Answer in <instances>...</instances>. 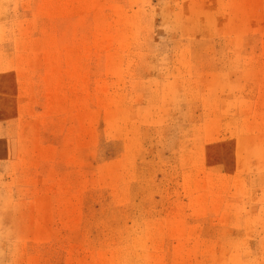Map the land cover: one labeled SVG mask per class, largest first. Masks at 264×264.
<instances>
[{
    "label": "rangeland",
    "instance_id": "obj_1",
    "mask_svg": "<svg viewBox=\"0 0 264 264\" xmlns=\"http://www.w3.org/2000/svg\"><path fill=\"white\" fill-rule=\"evenodd\" d=\"M0 264H264V0H0Z\"/></svg>",
    "mask_w": 264,
    "mask_h": 264
}]
</instances>
